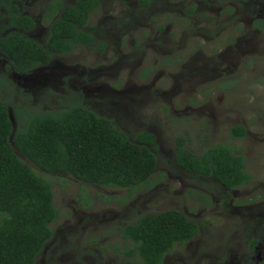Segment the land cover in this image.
I'll list each match as a JSON object with an SVG mask.
<instances>
[{
	"label": "rangeland",
	"instance_id": "obj_1",
	"mask_svg": "<svg viewBox=\"0 0 264 264\" xmlns=\"http://www.w3.org/2000/svg\"><path fill=\"white\" fill-rule=\"evenodd\" d=\"M60 1L26 0L35 27L26 35L44 44L47 8ZM87 29L103 50L82 48L56 57L30 74L7 69L0 56V85L15 87L14 105L62 111L82 104L111 120L131 141L156 138L157 168L151 189L130 201L127 191L82 184L67 174L46 175L26 163L53 192L52 240L37 264H141L127 258L120 229L148 213L177 211L194 221L198 235L176 245L163 264H261L264 261V0H100ZM241 126L245 137H229ZM196 156L208 147L242 149L250 184L234 190L175 164V140Z\"/></svg>",
	"mask_w": 264,
	"mask_h": 264
},
{
	"label": "trees",
	"instance_id": "obj_2",
	"mask_svg": "<svg viewBox=\"0 0 264 264\" xmlns=\"http://www.w3.org/2000/svg\"><path fill=\"white\" fill-rule=\"evenodd\" d=\"M24 1L0 0V54L7 60L8 70L30 74L80 47L104 49L87 29L100 0H77L66 6L59 1L51 3L44 44L26 35L35 23L20 10L19 4ZM150 2L140 0V5L147 7ZM253 27L264 33V21L255 22ZM4 84L0 85V264H37L52 240L50 226L57 213L50 184L18 155L46 175L67 174L82 184L126 190V200L130 201L155 185L156 138L141 132L133 142L111 120L79 103L55 112L18 103L14 105L17 127L12 148L10 100L4 92L7 87L8 94H12L15 87L9 80ZM245 134L241 126L229 131V137L236 140ZM185 146L183 138L175 140V164L179 169L196 177L212 178L228 190L252 181L242 149L214 145L196 156ZM120 233L122 242L128 245L124 248L127 258L141 264H163L176 245H184L198 234V225L181 212L167 211L145 214L125 224Z\"/></svg>",
	"mask_w": 264,
	"mask_h": 264
},
{
	"label": "flooded vegetation",
	"instance_id": "obj_3",
	"mask_svg": "<svg viewBox=\"0 0 264 264\" xmlns=\"http://www.w3.org/2000/svg\"><path fill=\"white\" fill-rule=\"evenodd\" d=\"M25 1H26V0H25ZM25 1H24V2H25ZM76 1H77V0H76ZM115 1H122V0H115ZM150 1H151V0H150ZM235 1H236V0H235ZM24 2H23V3H24ZM55 2H56V1H55ZM59 2H60V1H59ZM236 2H237V3H241V2H239V1H236ZM23 3H22V5H23ZM100 4H101V2H100ZM22 5L19 4V7H20V10L23 11V9H22ZM71 5H73V4H71ZM63 6H66V5H63ZM148 6H149V5H148ZM98 9H99V8H98ZM98 9H97V10H98ZM97 10H96V11H97ZM24 14H25V13H24ZM25 15H27V14H25ZM32 19H33V18H32ZM33 21H34V20H33ZM256 22H257V21H256ZM259 22H263V21H259ZM34 23H35V21H34ZM256 30H257V29H256ZM31 31H32V30H31ZM257 31H259V30H257ZM29 32H30V31H29ZM259 32H260V31H259ZM26 33H27V32H26ZM260 33H261V32H260ZM0 56H2V54H0ZM2 57H3V56H2ZM3 58H4V57H3ZM4 59H5V58H4ZM5 60H6V59H5ZM6 62H7V60H6ZM7 65H8V62H7ZM47 67H48V66H47ZM47 67H45V68H47ZM7 69H8V66H7ZM40 69H43V68H40ZM37 70H38V69H37ZM9 71H11V70H9ZM35 71H36V70H35ZM11 72H12V71H11ZM13 73H14V72H13ZM198 233H199V227H198ZM197 235H198V234H197ZM197 235H196V236H197ZM196 236H195V237H196ZM195 237H194V238H195ZM194 238H193V239H194ZM193 239H192V240H193ZM192 240H191V241H192ZM261 264H264V261L261 262Z\"/></svg>",
	"mask_w": 264,
	"mask_h": 264
}]
</instances>
